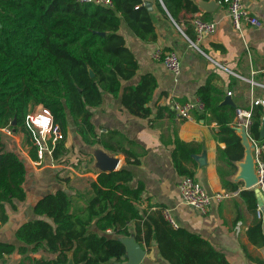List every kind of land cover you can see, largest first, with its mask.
Listing matches in <instances>:
<instances>
[{
  "label": "trees",
  "instance_id": "trees-1",
  "mask_svg": "<svg viewBox=\"0 0 264 264\" xmlns=\"http://www.w3.org/2000/svg\"><path fill=\"white\" fill-rule=\"evenodd\" d=\"M112 1V5H105L78 0H0V127L11 125L15 132H24L34 161H40L38 150L25 128L33 105L48 107L60 129L61 137L53 148L54 160L69 150L67 141L71 134L88 146L100 144L117 150L111 141L117 135L115 130L100 134L93 120L94 111L106 94L120 98L133 114L148 116L153 112L151 103L157 79L143 74L132 82L139 64L120 31L125 22L142 39L156 37L153 13L145 0ZM162 1L178 22L181 11L200 10L195 0ZM208 90L198 92L206 103V111L215 113L220 139L227 144L224 149L218 148V159L231 167L224 171L220 165L218 172L223 186L237 191L240 184L227 176L237 170L234 162L244 158L245 148L229 124L231 115L216 114L217 107L206 96ZM158 109L159 114H175L167 106ZM253 116L251 139L257 141L261 133L260 115L253 111ZM174 143L172 157L177 172L193 176L185 162L191 161L201 147L178 136ZM121 151L127 155L128 164L139 162L132 151ZM44 161L52 163L49 155ZM27 167L28 158L17 147L0 148V223L9 219L7 206L16 209V201L27 198ZM133 178L126 167L99 171L85 193L68 187L70 177L63 179L66 187L41 196L33 206L36 218L17 228L16 238L23 245L17 248L14 243L0 242V259L16 249L22 252L27 245H34L36 249L43 246L58 253L56 259H36V264H68L70 251L74 264H115L112 259L122 262L127 255L124 237L130 235L128 224L136 221V239L149 243L156 233L163 256L173 264H235L208 239L174 227L164 214L146 218L147 210L139 206L144 185L141 182L131 186ZM241 193L256 209L255 191L247 189ZM82 200L85 206L79 204ZM248 236L254 244L264 245L262 223L251 226Z\"/></svg>",
  "mask_w": 264,
  "mask_h": 264
},
{
  "label": "crops",
  "instance_id": "crops-1",
  "mask_svg": "<svg viewBox=\"0 0 264 264\" xmlns=\"http://www.w3.org/2000/svg\"><path fill=\"white\" fill-rule=\"evenodd\" d=\"M159 1L160 3L158 0L153 2L145 0L153 13L156 37L142 39L125 22L120 28L126 38L127 46L134 53L139 64L132 82L139 80L143 74H151L157 79L155 98L151 103L153 112L148 116L133 114L122 105L120 98L106 94L104 102L95 109L93 120L100 134L115 130L117 135L115 140L111 141L117 150H110L97 144L89 146V152L94 155V151L98 149L119 157L117 169L126 167L134 175L130 185L135 187L142 182L144 190L139 206L147 210L146 218L164 214V209H170L178 227L208 239L217 249L224 252L231 262L264 264V245L254 244L248 236V229L257 222L262 223L264 232V204L260 206L257 198L255 209L250 206L247 196L241 193L242 190L247 189L255 191L254 188L246 187L244 181L239 179L240 164L246 158L247 152L242 137L233 129L240 136L245 152L242 160L234 162L237 170L227 176L228 180L240 184L238 194L222 202L214 201L209 211L202 213L182 202L180 183L185 175L179 174L173 163L174 139L178 136L187 143L201 147V150L194 153L192 160L185 162V165L193 171V176L202 182L210 193L222 190L232 191L223 186L218 172L220 165L224 171L231 169L224 160L218 159V148L224 149L227 146L226 142L220 139V123L213 115L215 113L211 111L196 112L198 115L205 114L204 117H197V114L193 113L192 118L179 119L176 114L169 115L167 111L159 114L158 109L159 106H167L173 111V101L195 100L201 97L199 90L208 88L206 96L212 106L217 107L216 114L231 115L229 123L231 128H233L235 108L241 106L252 109L260 115L261 132L264 123V106L256 104L255 100L264 99V87L258 84L264 83V0H243L251 14L258 17L263 25L258 27L244 24L242 30L235 28L226 5L219 3L218 0L208 2L195 0L200 10L181 11L179 22L167 11L163 1ZM163 9L166 11L164 12ZM198 13H202L206 20L214 21L216 29L213 33L204 34L197 43L198 46H195L186 35L194 40L197 38L193 19ZM177 23L182 26L185 34ZM157 49L172 50L179 55L182 61V72L178 78L173 76L163 62L154 59L153 53ZM229 92L232 94H228ZM1 128L0 148L10 150L17 147L27 155L30 162L40 165L39 161L31 159L29 151L27 153L23 149L22 144L25 143V138L27 140L24 132H16L15 137H10L3 133ZM249 136L252 137L251 130ZM105 137L108 138L109 135ZM249 140L253 151L254 142L252 139ZM255 143L264 144V138L259 137ZM28 147H30L29 143ZM123 148L135 153L139 162L128 164L127 155L121 151ZM130 159L134 161L135 157L132 156ZM50 164L53 163L50 162ZM93 165H96L95 157ZM93 165L92 168L95 169ZM27 169L29 176V167ZM41 169L44 168L41 167ZM99 171L89 169L84 172L93 175L90 178L91 181V179H97ZM41 174L42 172H38L34 178L42 179V177L39 178ZM90 181L88 185L85 183L86 185L80 188L69 186L71 183L68 187L85 193ZM56 184L57 187L53 191L66 187L63 185L59 187L58 182ZM25 187L28 193L26 200L16 201V209L7 206L9 219L7 222L0 223V242L14 243L17 248L23 245L16 238L17 228L25 221L36 218L33 212L35 202L41 196L50 193L42 194V187L30 190L28 180ZM87 195L90 194L87 193ZM79 204L85 206L86 202L82 200ZM260 207L261 217L257 213ZM128 230L130 235L124 239L130 243L132 254L128 253L122 262L112 259L115 264H131L133 257L141 256V251L144 253L140 264H173L163 256L156 233H153L150 242L146 243L145 240L136 239V221L128 224ZM57 257L58 253L51 252L46 247L36 249L34 245H27V249L22 252L16 249L14 253L6 254L0 259V264H36V259H56ZM72 257L73 251H70L69 259Z\"/></svg>",
  "mask_w": 264,
  "mask_h": 264
},
{
  "label": "built area",
  "instance_id": "built-area-1",
  "mask_svg": "<svg viewBox=\"0 0 264 264\" xmlns=\"http://www.w3.org/2000/svg\"><path fill=\"white\" fill-rule=\"evenodd\" d=\"M81 3H97L112 5V0H78ZM219 3L225 4L232 18L233 24L236 29L242 30L244 24L255 25L261 27L263 22L256 16L251 14V11L245 6L243 0H218ZM194 29L197 34V38L194 40L186 35L187 39L192 45L198 46V42L204 34L213 33L216 29V23L214 21L206 20L203 18L202 13H198L193 19ZM177 26L185 34L182 26L177 23ZM154 59L164 63L166 68L173 74L175 78H178L182 72V61L179 55L175 51H165L157 49L153 53ZM253 81V80H251ZM256 82V81H254ZM258 83V82H256ZM264 87V83H258ZM228 94H232L229 92ZM256 104L264 106V99L258 98L255 100ZM172 110L175 112L176 117L179 119L192 118L194 112H204L206 110V103L201 98L195 100H189L185 102L173 101ZM254 122V116L252 109L237 106L235 108V117L232 122L233 129L242 136L243 130L246 131L249 139V132ZM26 132L29 134V138L34 146L37 147L38 155L40 158L39 164L46 155H49L52 160L54 144L61 137L60 129L58 125L54 123V117L51 110L43 104L33 105L30 107L29 112L25 120ZM2 132L7 136L15 137L17 133L14 131L11 125H7L1 128ZM252 142L255 143L254 140ZM264 144L258 145L255 143L254 148V162L255 172L257 180L255 186L258 187L264 194V156H263ZM254 188V187H253ZM180 193L182 202L194 207L195 209L206 213L209 211L214 201L222 202L228 197L238 194V191L222 190L215 193H210L202 182L196 179L194 176L183 177L180 183ZM163 213L165 217L173 224L174 227H178V224L174 220L170 209H164ZM258 216L261 217V207L257 209Z\"/></svg>",
  "mask_w": 264,
  "mask_h": 264
},
{
  "label": "rangeland",
  "instance_id": "rangeland-1",
  "mask_svg": "<svg viewBox=\"0 0 264 264\" xmlns=\"http://www.w3.org/2000/svg\"><path fill=\"white\" fill-rule=\"evenodd\" d=\"M22 145L23 149L28 153L30 147H28L26 138L25 143ZM67 146L69 147V150L59 159L52 161L53 164H50L48 161H44L38 165L36 162H30V159L28 158V188L30 190L42 187V194L51 192L57 187L56 182L59 183V187L61 185L66 186L63 179L67 177L71 178L70 183L72 185L70 184L69 186L80 188L86 185L85 183L88 185V182L93 175L84 171L89 169L91 171L100 170L99 167L93 165L96 152L94 151V155L93 153H90L89 146L84 144L75 134L70 135L67 141ZM22 153L27 157L24 152ZM92 165L95 169L92 168ZM41 167L44 169H41ZM38 172H42L39 176V178L42 177V179L38 180L37 178H34Z\"/></svg>",
  "mask_w": 264,
  "mask_h": 264
},
{
  "label": "water",
  "instance_id": "water-1",
  "mask_svg": "<svg viewBox=\"0 0 264 264\" xmlns=\"http://www.w3.org/2000/svg\"><path fill=\"white\" fill-rule=\"evenodd\" d=\"M146 1L153 2V0H146ZM13 124H16V120H14ZM260 134H261L260 137L264 138V123H263V127H262ZM241 137L243 140V144L247 148L246 157H248V162L244 165L242 171L239 173V179H242L244 181L246 187H249V188L254 187L257 193L258 203L260 206H262L264 204V194L258 187L255 186L257 176L255 172V162H254V153H253L254 150L252 151L251 149L250 140L245 130H243ZM252 148L253 149L255 148V143H254V146L252 145ZM248 151L250 152V154H248ZM95 152H96L95 154L96 165L95 166L99 167L100 171L117 170L119 159L116 156H111L112 154L104 150L97 149ZM124 242L127 245V254L128 253L132 254L133 250H132V247L130 246V243H127L125 239H124ZM143 253L144 252L141 251V256L139 258L133 257V261L131 264H140L142 257H143ZM68 264H74L73 260L70 259Z\"/></svg>",
  "mask_w": 264,
  "mask_h": 264
},
{
  "label": "bare ground",
  "instance_id": "bare-ground-1",
  "mask_svg": "<svg viewBox=\"0 0 264 264\" xmlns=\"http://www.w3.org/2000/svg\"><path fill=\"white\" fill-rule=\"evenodd\" d=\"M249 150H250V149H249ZM248 154H250L249 151H248ZM117 158H118L119 161H120V158H119V157H117ZM247 162H248V157H246V158L244 159V161L240 164V166H241V171H242L244 165H245ZM241 171H240V172H241Z\"/></svg>",
  "mask_w": 264,
  "mask_h": 264
}]
</instances>
